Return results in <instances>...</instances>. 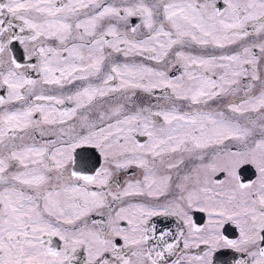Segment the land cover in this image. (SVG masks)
Here are the masks:
<instances>
[{
    "label": "snow or ice",
    "instance_id": "1",
    "mask_svg": "<svg viewBox=\"0 0 264 264\" xmlns=\"http://www.w3.org/2000/svg\"><path fill=\"white\" fill-rule=\"evenodd\" d=\"M0 91V264H264V0H0Z\"/></svg>",
    "mask_w": 264,
    "mask_h": 264
},
{
    "label": "flooded vegetation",
    "instance_id": "2",
    "mask_svg": "<svg viewBox=\"0 0 264 264\" xmlns=\"http://www.w3.org/2000/svg\"><path fill=\"white\" fill-rule=\"evenodd\" d=\"M143 139V138H142ZM201 223H203V220L200 221ZM154 223L157 224L158 227H171L173 229V231L175 232L176 228H177V222L175 221L174 218H169L167 220L162 219V218H155L154 219ZM223 251V250H222ZM201 252V249H192L190 254H198ZM231 255V253L229 252V256ZM174 259V257L169 259V264H171V260ZM217 264H219V261H222L224 259H226L225 256L221 255L220 253H217Z\"/></svg>",
    "mask_w": 264,
    "mask_h": 264
},
{
    "label": "rangeland",
    "instance_id": "3",
    "mask_svg": "<svg viewBox=\"0 0 264 264\" xmlns=\"http://www.w3.org/2000/svg\"><path fill=\"white\" fill-rule=\"evenodd\" d=\"M3 94V91H0V95H2ZM134 171V170H133Z\"/></svg>",
    "mask_w": 264,
    "mask_h": 264
}]
</instances>
